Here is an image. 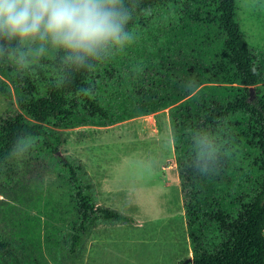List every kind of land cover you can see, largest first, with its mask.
I'll use <instances>...</instances> for the list:
<instances>
[{"label": "trees", "instance_id": "16d2710c", "mask_svg": "<svg viewBox=\"0 0 264 264\" xmlns=\"http://www.w3.org/2000/svg\"><path fill=\"white\" fill-rule=\"evenodd\" d=\"M142 6L152 11L137 17L135 42L95 73L77 74L70 87L56 86L51 59L23 75L0 65V96L9 102L0 114V264H75L101 224L137 225L100 204L84 162L63 154L60 130L105 128L163 110L192 264H264V49L249 44L236 0ZM192 77L200 85L195 96L183 87ZM198 127L228 142L222 168L208 176L189 167L187 130ZM20 135L35 137V144L23 158H9ZM48 174L69 187L62 213L45 202Z\"/></svg>", "mask_w": 264, "mask_h": 264}, {"label": "rangeland", "instance_id": "374dc122", "mask_svg": "<svg viewBox=\"0 0 264 264\" xmlns=\"http://www.w3.org/2000/svg\"><path fill=\"white\" fill-rule=\"evenodd\" d=\"M236 1L238 21L249 44L255 49H264V0ZM8 104V100L0 96V114ZM161 117L166 121L165 114ZM168 129L169 125H159L158 118L150 114L107 128L84 126L60 130L65 140L63 154L84 162L96 184L100 204L115 208L138 223L101 224L94 231L92 240L86 242L82 260L75 264H130L128 247L121 251L126 236L121 237L119 233L137 234L143 238L138 254L131 255L132 258L140 257L138 264H151L152 255L156 257V264H161L158 263L161 256L164 257L162 264L187 263L181 244L178 254L176 251L177 243L181 241L177 240L179 234L186 233L185 209L181 183L177 184L175 176L176 158L166 151L168 146L163 142L164 136L169 135ZM168 166L173 167L174 174L165 169ZM43 189L50 209L56 207L62 213L69 208V187L56 174L44 177ZM107 231L118 235L115 238L112 235L111 240L107 238L108 250L106 247L98 250ZM112 243L119 244L116 247L119 253ZM124 257L129 262L122 259Z\"/></svg>", "mask_w": 264, "mask_h": 264}, {"label": "clouds", "instance_id": "9594fccd", "mask_svg": "<svg viewBox=\"0 0 264 264\" xmlns=\"http://www.w3.org/2000/svg\"><path fill=\"white\" fill-rule=\"evenodd\" d=\"M142 0H0V65L18 75L42 70L55 62L57 87H70L77 74L95 73L137 39V17L150 14ZM184 89L195 96V77ZM87 94L90 88H79ZM191 141L189 167L201 176L217 173L228 151L227 140L205 128L187 130ZM35 144V137L20 135L9 158L21 159Z\"/></svg>", "mask_w": 264, "mask_h": 264}, {"label": "crops", "instance_id": "0c3cea01", "mask_svg": "<svg viewBox=\"0 0 264 264\" xmlns=\"http://www.w3.org/2000/svg\"><path fill=\"white\" fill-rule=\"evenodd\" d=\"M167 112V113H166ZM161 114H165L166 115V121H167V123H166V121L161 117ZM150 116V115H149ZM152 116H155V118H158V121H159V125H162V126H164V125H167V127H168V125H169V127H170V129H168L169 130V135H165L164 136V138H163V142L168 146V149L166 150L167 152H169L170 154H173L172 155V157L174 158H176V154H175V150H174V145H173V138H172V131H171V126H170V121H169V113H168V110H163V111H160V112H157V113H155V114H152ZM123 123V122H122ZM119 124H121V123H119ZM119 124H116V125H114V126H117V125H119ZM110 127H112V126H110ZM107 128V127H106ZM167 160V159H166ZM170 162V161H169ZM165 169L166 170H169V172H172L173 173V167L172 166H168V167H165ZM174 174V173H173ZM175 176H176V178H177V184H179V182H180V180H179V173H178V170L177 169H175ZM176 180V179H175ZM183 219H184V216H183ZM109 227H110V225H109ZM98 228V227H97ZM96 228V229H97ZM95 229V230H96ZM178 229V228H177ZM184 229H185V232L186 233H182L181 232V234H179V236H178V239L177 240H181L180 242H178L177 243V247L176 248H178V250H176L177 251V254H178V251L180 250V248H179V246H180V244H181V246H182V250H184L185 252L183 253V257L185 258V259H189V258H193L192 256H193V254H192V249H191V244H190V240H189V236H188V231H187V226H186V220H185V223H184ZM94 230V231H95ZM94 231L92 232V234H91V236H90V239H89V241H91L92 240V236H93V233H94ZM126 234V235H125ZM112 235H113V233L111 234V233H108V231H107V233L105 234V237L102 239V241L103 242H100V244H98V250L99 249H105V247L107 248V250H108V248H109V245H110V243L109 242H106V240H107V238L109 237V239L111 240L112 239ZM117 235L118 234H115V235H113L114 236V238L115 237H117ZM119 235L121 236V237H124V236H126L125 238H124V244H122V246H121V251L127 246L128 247V249H129V258H130V264H138V262H139V259H140V257H139V259H138V257L137 256H135L134 258H132L133 256H131V255H137L138 254V251H139V249H140V247H142L143 245L141 244L142 242H141V240H143V238H141L139 235H137V234H132V233H119ZM155 236V235H154ZM150 237H153V234H151L150 235ZM100 239V238H99ZM151 240H153V239H151ZM128 241V242H127ZM90 244V243H89ZM114 244H117V246H115ZM146 244H150V245H154V244H152V243H146ZM112 246H113V248L117 251V253H119V250H118V248H116V247H119V244L118 243H112ZM127 249V250H128ZM123 252H125V250L123 251ZM183 257H182V259H183ZM122 259H124V260H127V262H129L128 260L129 259H126L125 257L124 258H122ZM156 259V257L155 256H151V260H153V262H151V264H156V263H154V260ZM179 259H180V257L177 259V261H176V263L179 261ZM126 262V263H127ZM131 262H133V263H131ZM158 263H164V257L163 256H161V259H159L158 258ZM120 264H122V262H120ZM186 264H192V263H186Z\"/></svg>", "mask_w": 264, "mask_h": 264}, {"label": "water", "instance_id": "95a60500", "mask_svg": "<svg viewBox=\"0 0 264 264\" xmlns=\"http://www.w3.org/2000/svg\"><path fill=\"white\" fill-rule=\"evenodd\" d=\"M255 98H256V96H255L254 88H251V97H250V100H251V101H254ZM59 155H61V152H59ZM192 261H193V258H189V259L187 260V263H192Z\"/></svg>", "mask_w": 264, "mask_h": 264}]
</instances>
